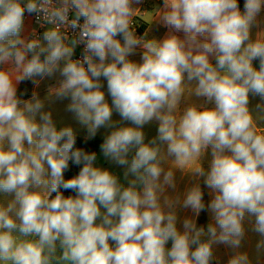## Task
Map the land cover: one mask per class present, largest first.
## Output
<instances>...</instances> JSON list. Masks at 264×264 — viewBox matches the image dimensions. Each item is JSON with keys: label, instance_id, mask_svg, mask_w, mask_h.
Listing matches in <instances>:
<instances>
[{"label": "clouds", "instance_id": "obj_1", "mask_svg": "<svg viewBox=\"0 0 264 264\" xmlns=\"http://www.w3.org/2000/svg\"><path fill=\"white\" fill-rule=\"evenodd\" d=\"M141 2L0 0V193L14 194L0 201V264H213L214 244L240 248L246 216L264 250V30L252 39L264 0H245L243 11L238 0H163L152 11L169 30L162 40L133 28ZM26 13L50 26L46 43L22 37ZM68 29L78 35L69 39ZM78 44L84 55L73 59ZM138 48L141 62L130 59ZM57 72L63 79L49 96L70 98L86 140L113 127V111L133 125L114 128L101 145L105 158L127 166L126 179L134 176L127 186L76 147L77 131L58 128L35 92L18 97L20 82L38 85ZM250 94L260 98L255 111ZM186 95L205 102L181 109ZM153 121L157 135L145 142ZM69 161L82 167L65 179ZM176 168L210 189L206 231L192 218L177 227V206L198 217L206 205L199 183L182 197L166 194ZM227 264L252 262L237 251Z\"/></svg>", "mask_w": 264, "mask_h": 264}, {"label": "crops", "instance_id": "obj_2", "mask_svg": "<svg viewBox=\"0 0 264 264\" xmlns=\"http://www.w3.org/2000/svg\"><path fill=\"white\" fill-rule=\"evenodd\" d=\"M244 2H245V0H238L241 11H243ZM138 7L141 8L142 12L141 13L138 12L136 14L137 17L134 18V20H138L140 24L144 23L146 25L145 31L142 34V36H144V34L146 33L147 34L146 38H148V39L162 40L166 36V34L168 33L169 30L167 28L161 26L159 23L155 22L154 13L152 11L156 10L157 8L162 9L163 0H142L141 4ZM258 19L260 20V24L258 27H253L252 39H255L257 32L264 30V10L261 11ZM35 28L36 27L32 21H30L29 23L24 22V28H23L22 33H21L22 37L25 39H29L31 33L35 30ZM180 35L182 36L183 34L181 33ZM42 42L46 43L45 41H43V39H42ZM141 53H142V50L138 48L136 50V54L131 56L130 59H132L136 62H141ZM212 62L215 63V60L213 59ZM253 64H254V66H256V65L259 66V61L258 60L253 61ZM3 67H8V66L5 65ZM45 78H43V79L37 78L38 80H40L39 84L38 85H34V84L32 85L30 97H28L27 99H24V100H30L32 98L33 93L37 89H39V87L41 86V84ZM101 81L104 85L102 90L105 92V97L111 99V97L107 91L106 80L103 77H101ZM21 83L22 82H20L17 85V92H18V89H19ZM186 84H189L191 87L194 88L196 81L187 82V80H186ZM190 97L192 99L193 98L201 99L200 97H196L195 95H190V96L186 95L181 100V103H180L181 109L187 107L190 104L199 105V101L188 102L187 100ZM119 127H121V126H119ZM157 128H158V124L155 125L154 122H152L151 124H149L148 128H146V129H147V132H154V131H157ZM104 129H105V133L104 132L101 133L102 131L100 130V133L97 132L96 136L94 137V138H100L102 140V144H103L105 138L109 135L108 132L112 131V128H109V127H104ZM77 136H82V137L87 136V131H86L85 127L82 126L81 133H77ZM94 138H92V139H94ZM134 151H135V149L132 151V153H134ZM96 156H97L96 161H98L99 157L101 156L105 162H108V160L110 162H114L111 159L104 157L102 150H101V147L99 148ZM204 158H206V155L204 157H202V164L207 162L208 163L207 164L208 169H209L211 161H204L203 160ZM166 162L167 163H165L166 164L165 167L167 169V168H169L170 158ZM113 173L118 176L117 172H113ZM174 174H175L176 188L175 189L168 188L167 192H166L167 195H169L173 198L176 195H181V197H182V195L186 191V189L190 188L191 186H193L196 183H199L201 188H202V191L204 193L203 199H204V202L206 205L205 210L201 211V213L199 214L198 217L195 215V213H193V211L190 208H183L181 206H177L176 211H177V215H178V222H177L178 229L183 231V227H182L183 220L185 218H192L196 221L198 227L203 226L205 228V231H206L207 225L210 222H213L212 214L207 209V204L210 202V200L212 198L211 195L209 194L210 189H208L204 185L202 177L197 178V177L187 173L186 171H183V172L175 171ZM102 211H104V210L102 209ZM253 225H254V217L246 216L245 221H244L245 236L241 242V246L239 249H232L230 246L224 245V244H214L213 250H214V256L216 257V259L213 261V263H215V264H227V261L230 259V257L232 255H234L235 252L239 251V252H246L249 255V259L252 262V264H264V250H261L260 252H258L256 249V244L260 239H262V237L253 230ZM202 239H208V237L205 236V237H202ZM167 246L170 248L171 242H169V244Z\"/></svg>", "mask_w": 264, "mask_h": 264}, {"label": "rangeland", "instance_id": "obj_3", "mask_svg": "<svg viewBox=\"0 0 264 264\" xmlns=\"http://www.w3.org/2000/svg\"><path fill=\"white\" fill-rule=\"evenodd\" d=\"M30 21H31L30 17H25L24 22L29 23ZM74 52H75V50H74ZM255 67L258 68L259 66L256 65ZM62 79L63 78L60 76V74L58 72L56 74H54L52 77H46L44 79V81L42 82L41 86L39 87V89H37L35 91V93L38 95V97L41 100H43L45 102L44 110L52 112L53 119L56 122L58 128L70 125L77 131V133H81L82 125L79 124V122L75 118L74 113L69 112L67 110V105L70 103V98L61 100V99L56 98L55 96H49L50 90L52 88H55L56 86H58L59 81ZM106 100L111 105V99L106 98ZM187 101L188 102L199 101V105H200V104H203L205 102V99L204 98H201V99L193 98L192 99L190 97V98H188ZM259 102H260L259 97H252L250 94V105H249L250 109L255 111V106ZM207 107H214V102L207 104ZM37 119L39 120V117H37ZM112 121H113V127H109V128H112V130H114V128H118L119 126H133V125H131V122H129V121H123L121 119L120 115L115 111H113ZM153 122L155 125L158 124V122H156V121H153ZM148 126H149V124L145 125L143 128V131L145 132V137H146L145 142H147L148 140H150L151 138H153L157 135V131L147 132L146 128H148ZM100 130L102 131L101 133H103V132L105 133L104 127H101L98 130L99 133H100ZM261 131H264V129H261ZM108 133L110 134L111 132H108ZM132 151L129 153V160L131 159V156L134 155V153H132ZM171 159L172 158H170V161H171ZM203 160L204 161H211V150L210 149H209L208 153L206 154V158H204ZM94 163L96 166L106 168V169L110 170L111 172H117L120 182L122 184H124L125 186L128 185V183L131 179H134V176L132 174H129L127 179L124 177V172L126 171L127 166H121V165L116 164L115 162H110L109 160H108V162H105L101 156L99 157V160L95 161ZM207 164H208L207 162L203 164V167L205 168L206 171L208 170ZM170 167H172L171 163L169 164V168ZM175 171L183 172V170L178 169V168L174 169V172ZM13 198H14V194H7L6 195L3 193H0V201L4 202L5 205L9 200H11Z\"/></svg>", "mask_w": 264, "mask_h": 264}, {"label": "trees", "instance_id": "obj_4", "mask_svg": "<svg viewBox=\"0 0 264 264\" xmlns=\"http://www.w3.org/2000/svg\"><path fill=\"white\" fill-rule=\"evenodd\" d=\"M146 28V25L144 23L140 24L139 31L141 34L144 33ZM33 83L31 81H23L18 89L17 95L21 100L27 99L30 97V92L32 88ZM102 140L100 138H94V139H88L86 140L85 137L82 136H77V141H76V147L81 148L86 152L89 153H96L98 152L99 148L101 147ZM80 167L82 165H75L71 161H69V168L68 170L65 171V179H69L75 175L78 174ZM61 192L67 197L69 195L75 196L76 193L72 190H65L63 188L60 189ZM52 196H55V193H52ZM215 264V263H213Z\"/></svg>", "mask_w": 264, "mask_h": 264}, {"label": "built area", "instance_id": "obj_5", "mask_svg": "<svg viewBox=\"0 0 264 264\" xmlns=\"http://www.w3.org/2000/svg\"><path fill=\"white\" fill-rule=\"evenodd\" d=\"M25 17H30V20L33 22V24L36 27L35 30L31 33L29 40L30 39H40L42 41L44 30L50 26L47 25L42 19H37L36 14L29 15L26 13ZM69 18L71 19V13H70ZM133 28L136 29L137 35L142 36V34L139 31L140 23L138 20H133ZM78 31H79L78 29L77 30L68 29L67 35L69 39L76 37L78 35ZM83 49H84V45L78 44L75 48L73 59H82L84 55Z\"/></svg>", "mask_w": 264, "mask_h": 264}]
</instances>
